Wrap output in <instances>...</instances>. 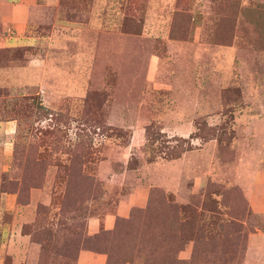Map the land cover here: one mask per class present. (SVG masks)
Listing matches in <instances>:
<instances>
[{
  "label": "rangeland",
  "instance_id": "rangeland-1",
  "mask_svg": "<svg viewBox=\"0 0 264 264\" xmlns=\"http://www.w3.org/2000/svg\"><path fill=\"white\" fill-rule=\"evenodd\" d=\"M3 124L0 264H264L263 0H0Z\"/></svg>",
  "mask_w": 264,
  "mask_h": 264
},
{
  "label": "crops",
  "instance_id": "crops-1",
  "mask_svg": "<svg viewBox=\"0 0 264 264\" xmlns=\"http://www.w3.org/2000/svg\"><path fill=\"white\" fill-rule=\"evenodd\" d=\"M8 126L3 124L0 129H7ZM112 222H113V217L111 218L110 216H108L104 222V227L105 228H110L112 225ZM91 229V228H90ZM95 228H93L92 231H94ZM104 257L103 255L101 254H93V253H90V252H82L80 255H79V258H78V262L77 264H105L104 262Z\"/></svg>",
  "mask_w": 264,
  "mask_h": 264
},
{
  "label": "trees",
  "instance_id": "trees-1",
  "mask_svg": "<svg viewBox=\"0 0 264 264\" xmlns=\"http://www.w3.org/2000/svg\"><path fill=\"white\" fill-rule=\"evenodd\" d=\"M264 1V0H263Z\"/></svg>",
  "mask_w": 264,
  "mask_h": 264
}]
</instances>
